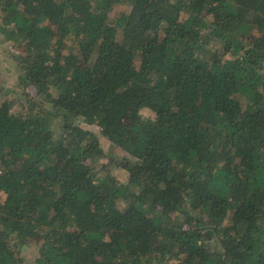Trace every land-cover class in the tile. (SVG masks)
Segmentation results:
<instances>
[{"label":"trees","instance_id":"1","mask_svg":"<svg viewBox=\"0 0 264 264\" xmlns=\"http://www.w3.org/2000/svg\"><path fill=\"white\" fill-rule=\"evenodd\" d=\"M0 45V264H264V0H0Z\"/></svg>","mask_w":264,"mask_h":264},{"label":"rangeland","instance_id":"2","mask_svg":"<svg viewBox=\"0 0 264 264\" xmlns=\"http://www.w3.org/2000/svg\"><path fill=\"white\" fill-rule=\"evenodd\" d=\"M120 7H125V4L120 3ZM67 44L70 41H65ZM66 47V45H65ZM10 47H3L0 45V84L5 85L10 88H16L18 85V76L23 74L24 71L31 65L36 63L35 57H30L29 54H24L19 51L11 52L9 51ZM228 82V78L224 79ZM21 88H17V94L21 92ZM14 92H11V96ZM141 114L144 117H148L151 115L150 110L142 109ZM120 176L123 180L126 179L125 174L119 172ZM39 242L29 241L22 250V255L25 260V264H34V259L38 253Z\"/></svg>","mask_w":264,"mask_h":264}]
</instances>
